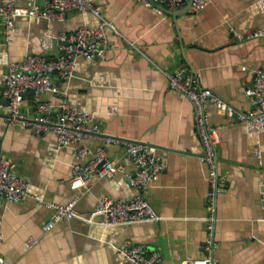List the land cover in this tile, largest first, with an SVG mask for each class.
Segmentation results:
<instances>
[{"label":"crops","instance_id":"obj_1","mask_svg":"<svg viewBox=\"0 0 264 264\" xmlns=\"http://www.w3.org/2000/svg\"><path fill=\"white\" fill-rule=\"evenodd\" d=\"M158 1L169 9L166 0ZM261 1L211 0L199 14L190 8L173 17L136 0H93L117 31L106 28L104 55L79 58L74 77L60 83V94L41 97L57 103L65 94L70 104L92 111L98 135L156 145L166 157V168L145 195L162 220L105 227L92 214L101 197L128 200L139 193L127 180L125 173L135 172V167L122 142L83 138L91 152L103 146L125 172L104 178L92 174L85 186L73 189L76 145L59 146L53 132L38 137L20 125L8 126L6 109L0 108V151L30 189L21 203L0 205V254L6 264H120L119 252L109 243L112 238L117 246L136 243L158 251L159 264L202 257L212 241L217 264H264V129L250 131L216 105L207 108L210 121L223 125L211 237L204 220L208 171L200 161L203 148L194 107L169 88L162 72L186 71L235 109L248 111L253 70L264 67V40L246 35L264 27ZM97 23L89 12L72 11L63 20L18 19L7 38L0 27V103L10 60L28 53L55 56L60 33ZM33 104L29 100L24 106ZM91 157L88 153L82 159ZM72 199L78 216L61 218L44 230L52 215L44 202Z\"/></svg>","mask_w":264,"mask_h":264},{"label":"built area","instance_id":"obj_2","mask_svg":"<svg viewBox=\"0 0 264 264\" xmlns=\"http://www.w3.org/2000/svg\"><path fill=\"white\" fill-rule=\"evenodd\" d=\"M150 7H155L149 0H136ZM158 1V0H156ZM211 0H192L191 12L199 14ZM162 4L161 1H158ZM165 6L170 10L184 7L188 0H166ZM163 5V4H162ZM264 14V0L260 3ZM157 11H162L156 7ZM72 11L89 12L98 19L96 25H81L72 31L62 32L57 36L59 50L55 56L45 53H28L21 60H10L4 74L2 96L4 102L0 108L6 109L8 126L20 125L28 128L38 137L53 132L59 146L75 144L78 161L72 165L70 184L73 189L86 185L93 174L98 178L113 176L125 172L124 165L109 158L103 146L90 151L82 144V139L88 136H98L105 144L122 142L126 146L128 160L134 165L135 172L125 173L128 182L138 189L136 197L128 200L112 199L104 196L95 203L93 215L98 217V223L105 227H117L142 222H159L162 217L155 211L146 198V191L159 174L166 168V157L155 145L134 143L116 137L98 135L99 127L95 122L92 111L70 104L64 96L59 102L44 100L45 93L60 94V83L69 81L75 75L79 58H98L105 53L106 28L114 31L115 26L103 15L100 7L93 0H0V27L7 38L18 19L42 18L47 21L63 20ZM234 36L242 39V35L230 29ZM247 38L255 37L264 40V27ZM62 42H65L63 44ZM45 45V48H48ZM56 71V73H53ZM168 80L169 88L176 94L189 99L195 111L196 131L200 138L203 153L200 161L207 167L209 190L206 206L208 213L204 217L207 232L212 237L216 218L217 195L220 188L218 173V145L221 142V124L210 121L207 108L216 105L228 118L242 122L250 131L264 129V67L253 70L252 82L247 89L251 97V108L248 111L235 109L230 103L203 87L194 75H183L181 71L169 72L163 70ZM34 92L32 114L24 103L29 101L27 91ZM88 153L92 157L83 161ZM30 196L28 181L14 170L9 157L0 151V205L2 202L21 203ZM52 211L51 218L44 225V230H50L61 218L72 219L78 216L77 201L65 203L44 202ZM1 236V231H0ZM109 243L114 246L121 256L120 264H159L161 255L156 250H150L144 244L127 243L117 246L114 239ZM214 243L206 246V254L202 257L185 259L180 264H217L213 256ZM0 264H6L0 254Z\"/></svg>","mask_w":264,"mask_h":264},{"label":"water","instance_id":"obj_3","mask_svg":"<svg viewBox=\"0 0 264 264\" xmlns=\"http://www.w3.org/2000/svg\"><path fill=\"white\" fill-rule=\"evenodd\" d=\"M155 7H158V8H160L162 11H165V12H167L168 14H170V15H172L173 17H176L177 15H179V14H185L186 12H188L189 10H190V8H191V2H192V0H188V2H187V4L184 6V7H182V8H180V9H176V10H169V9H166L160 2H158V1H156V0H149ZM63 44H65V42H62ZM185 61H186V63L185 64H188V65H190V63H189V61H188V59H186L185 58ZM183 73V75H186V71H182ZM53 73H56V71H53ZM192 73H195L193 70H192ZM26 95H27V98L29 99V100H33V98H34V92L33 91H27L26 93H25ZM32 109H33V107L31 106V107H29V114H32ZM7 116V115H6ZM134 143H143V142H140V141H133ZM144 144H148V145H151V144H149V143H144ZM156 146V145H155Z\"/></svg>","mask_w":264,"mask_h":264}]
</instances>
